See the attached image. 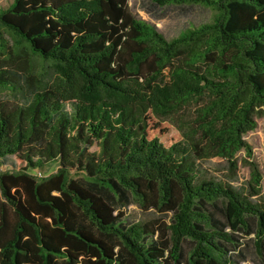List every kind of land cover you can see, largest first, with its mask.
Instances as JSON below:
<instances>
[{
  "label": "trees",
  "instance_id": "trees-1",
  "mask_svg": "<svg viewBox=\"0 0 264 264\" xmlns=\"http://www.w3.org/2000/svg\"><path fill=\"white\" fill-rule=\"evenodd\" d=\"M152 1L213 19L167 39L129 0L0 4V264H232L251 235L264 264L257 164L233 185L264 117V0ZM215 158L228 179L201 172ZM131 204L165 219L127 224Z\"/></svg>",
  "mask_w": 264,
  "mask_h": 264
},
{
  "label": "rangeland",
  "instance_id": "rangeland-1",
  "mask_svg": "<svg viewBox=\"0 0 264 264\" xmlns=\"http://www.w3.org/2000/svg\"><path fill=\"white\" fill-rule=\"evenodd\" d=\"M6 0H0V4ZM129 9L133 15L139 19L146 20L154 25L165 35L167 39H172L180 35L183 31L212 21L214 12L207 7L200 5H166L159 6L152 0H129ZM69 109V106L67 107ZM173 134L179 132L177 125H172ZM244 138L252 147V156L249 158L246 151L237 153V171L233 185L238 189L246 191L251 177V169L248 161L257 164L262 174V194L264 195V117L257 118V126L254 130L246 133ZM56 165L52 164L48 170L54 172ZM17 164L8 159L2 169H15ZM200 170L208 177L215 179H228L227 163L221 159H210L200 162ZM75 177H79L78 174ZM0 193V201H1ZM123 219L127 224L146 223L155 219L164 220L165 217L154 210L143 211L135 204L122 209ZM254 236L251 235L242 239V244L233 253L232 264H262L257 255ZM187 250V249H186ZM188 252L183 264L188 263Z\"/></svg>",
  "mask_w": 264,
  "mask_h": 264
}]
</instances>
